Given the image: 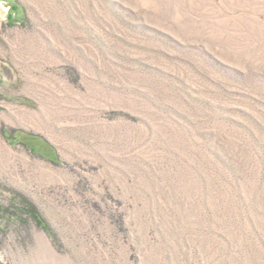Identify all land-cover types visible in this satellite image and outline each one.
I'll return each mask as SVG.
<instances>
[{
    "label": "rangeland",
    "instance_id": "374dc122",
    "mask_svg": "<svg viewBox=\"0 0 264 264\" xmlns=\"http://www.w3.org/2000/svg\"><path fill=\"white\" fill-rule=\"evenodd\" d=\"M0 264H264V0H0Z\"/></svg>",
    "mask_w": 264,
    "mask_h": 264
},
{
    "label": "trees",
    "instance_id": "16d2710c",
    "mask_svg": "<svg viewBox=\"0 0 264 264\" xmlns=\"http://www.w3.org/2000/svg\"><path fill=\"white\" fill-rule=\"evenodd\" d=\"M11 209L13 212H11L10 208H0L2 217L10 221H19L21 217H27L50 237L51 233L49 232V227L36 208L28 200L20 199L17 203V207H11Z\"/></svg>",
    "mask_w": 264,
    "mask_h": 264
}]
</instances>
